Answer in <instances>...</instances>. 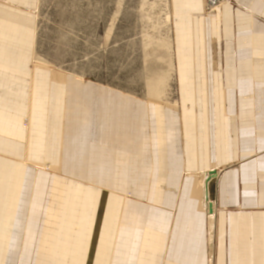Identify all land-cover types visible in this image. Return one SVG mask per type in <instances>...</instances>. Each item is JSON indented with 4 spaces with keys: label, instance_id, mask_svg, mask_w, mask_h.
<instances>
[{
    "label": "crops",
    "instance_id": "crops-1",
    "mask_svg": "<svg viewBox=\"0 0 264 264\" xmlns=\"http://www.w3.org/2000/svg\"><path fill=\"white\" fill-rule=\"evenodd\" d=\"M39 2L0 0V264H264V0H170L167 102L40 64Z\"/></svg>",
    "mask_w": 264,
    "mask_h": 264
},
{
    "label": "rangeland",
    "instance_id": "rangeland-1",
    "mask_svg": "<svg viewBox=\"0 0 264 264\" xmlns=\"http://www.w3.org/2000/svg\"><path fill=\"white\" fill-rule=\"evenodd\" d=\"M35 56L40 64L167 102L175 93L170 0H40Z\"/></svg>",
    "mask_w": 264,
    "mask_h": 264
},
{
    "label": "built area",
    "instance_id": "built-area-1",
    "mask_svg": "<svg viewBox=\"0 0 264 264\" xmlns=\"http://www.w3.org/2000/svg\"><path fill=\"white\" fill-rule=\"evenodd\" d=\"M227 0H205V14L214 15Z\"/></svg>",
    "mask_w": 264,
    "mask_h": 264
},
{
    "label": "water",
    "instance_id": "water-1",
    "mask_svg": "<svg viewBox=\"0 0 264 264\" xmlns=\"http://www.w3.org/2000/svg\"><path fill=\"white\" fill-rule=\"evenodd\" d=\"M216 175H217V171L216 170L209 171V174H208V177H207V180H206V185H208L210 180L213 177H216ZM209 208H210V211H212V205L211 204H209Z\"/></svg>",
    "mask_w": 264,
    "mask_h": 264
}]
</instances>
